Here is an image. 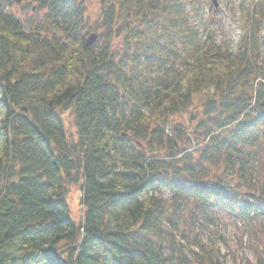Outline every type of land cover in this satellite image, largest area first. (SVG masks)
Instances as JSON below:
<instances>
[{"label": "trees", "instance_id": "trees-1", "mask_svg": "<svg viewBox=\"0 0 264 264\" xmlns=\"http://www.w3.org/2000/svg\"><path fill=\"white\" fill-rule=\"evenodd\" d=\"M99 1L93 29L78 0H32L28 24L10 11L19 0H0V264H170L191 201L214 214L205 233L219 216L262 224L264 264V9L242 6L232 50L211 22L201 41L197 0ZM198 97L190 125L172 127ZM188 252L221 264L201 241Z\"/></svg>", "mask_w": 264, "mask_h": 264}, {"label": "rangeland", "instance_id": "rangeland-1", "mask_svg": "<svg viewBox=\"0 0 264 264\" xmlns=\"http://www.w3.org/2000/svg\"><path fill=\"white\" fill-rule=\"evenodd\" d=\"M81 3H83V7L89 17L91 28H98L102 13L100 1L85 0ZM215 3L217 6H215ZM256 3V10L262 14L264 0H256ZM35 5V3H32V0H19V3H15L10 7V11L21 15V19L24 20L25 24H28L30 21H37L38 15H40L39 12L32 11ZM242 6L248 8L251 6V0H216L215 2L214 0H197L193 8L200 11V16L192 13L190 21L194 25H196L198 21L200 22V20L203 21L201 25H196L197 29L200 28V39L202 42H205L208 37V33L203 31V24L211 22L208 29L212 31L211 35L213 39H215L216 44L220 47H230V49L234 50L243 35L238 26L242 14ZM214 17L216 19L215 21ZM200 100L199 97L196 98L194 105L191 106L189 110L183 113L182 116H178L172 120L171 126L180 125V130H185V126L190 125L189 120L192 112L196 107L200 106ZM63 119L67 131L75 137L76 128L74 124V115L70 112H65ZM81 197L80 184L70 186L67 199L70 205L71 215L77 221L82 220L84 215ZM160 197L168 202L169 206L172 205V194L170 192L166 191L160 194ZM185 205L182 212L178 213L176 217L181 232L176 233L173 231V236L180 235L177 239L181 241V237H184V234L186 235V237H184V247H179L175 251H170V249H168L166 251L167 254H172L177 258L179 254L182 253L183 256H188L189 260L193 263L196 261V257H194V253L190 254L188 252V248L195 247L197 243L201 241L204 247L209 251L213 250L215 253H219L221 264H256L257 249L261 246V240L257 232L262 224H253V229L251 231L241 220H236L233 217L219 216V218L215 220L217 224L220 225H217V227L211 226L210 230L205 233L199 229L198 225L202 224L203 216L207 215L213 217L214 214L209 212L206 214V211L201 210V205L195 201L188 202ZM169 215H171V218L174 220L172 216L174 213L170 212ZM204 225H206V223H204ZM168 237L169 240L172 239L171 236ZM194 251L199 252V249ZM174 258L170 259V264H178V261Z\"/></svg>", "mask_w": 264, "mask_h": 264}, {"label": "water", "instance_id": "water-1", "mask_svg": "<svg viewBox=\"0 0 264 264\" xmlns=\"http://www.w3.org/2000/svg\"><path fill=\"white\" fill-rule=\"evenodd\" d=\"M79 2H84L85 0H78ZM216 0H214V2H215ZM215 5L217 6V4L215 3ZM96 39H97V36L96 35H92L90 38H89V41H88V43H89V45H91L92 43H94L95 41H96Z\"/></svg>", "mask_w": 264, "mask_h": 264}]
</instances>
